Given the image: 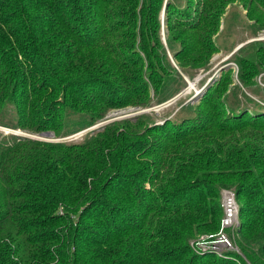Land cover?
Instances as JSON below:
<instances>
[{
	"label": "trees",
	"instance_id": "16d2710c",
	"mask_svg": "<svg viewBox=\"0 0 264 264\" xmlns=\"http://www.w3.org/2000/svg\"><path fill=\"white\" fill-rule=\"evenodd\" d=\"M158 1L0 0V125H10L16 115L23 127L43 123V130L70 136L91 126L104 109L132 104L141 94L142 75L130 71L141 66L143 58L130 41L136 35L128 29L140 21L153 28L157 15L153 11L135 16L130 8L136 9L141 2L142 12L148 5L154 10ZM169 3L173 0L167 1L165 18ZM210 18L205 15L206 21ZM205 19L202 16V21ZM151 49L142 46L147 54ZM204 103V111L188 117L189 125L181 128L178 136L161 127H156L153 136H138L130 126L144 125L138 118L123 122V129L119 123L108 124L78 145L3 138L0 264H48L52 256L47 253V243L58 235L40 231L43 220L33 216L62 202L72 211L91 199L103 207L106 218L103 213L97 217L116 235V245L104 250L102 257L108 264H150L159 256L166 264L165 254L151 242V228L172 226L163 235L174 240L217 231L219 218L206 217L202 203L218 197L221 187L235 186L236 195L257 201L264 193L263 182L257 183L264 173V115L243 112L229 119L223 105ZM159 134L161 140L155 137ZM146 156H154L146 166L160 171L157 178L154 173L146 174L140 182L135 169ZM59 167L61 173L49 176ZM108 175L114 176L111 186L105 184ZM148 180H156L157 190L152 195L145 188ZM109 187L111 191H107ZM116 192L126 195L125 202L113 204ZM23 197L36 199L29 202ZM110 209H114L112 216ZM139 209H149L153 215L146 220L145 212L141 220L126 215ZM23 215H29L28 220ZM119 219L126 220V226L136 224L137 229L121 232ZM262 222L248 230L253 237L264 236ZM130 239L133 241L128 242ZM183 242L187 246L168 264H216L214 256H194ZM80 243L77 239L71 243L78 255L73 264H94L86 245L80 247ZM62 264H68V256Z\"/></svg>",
	"mask_w": 264,
	"mask_h": 264
},
{
	"label": "rangeland",
	"instance_id": "374dc122",
	"mask_svg": "<svg viewBox=\"0 0 264 264\" xmlns=\"http://www.w3.org/2000/svg\"><path fill=\"white\" fill-rule=\"evenodd\" d=\"M167 1H158L154 10L148 5L144 12L141 2L136 9L130 8L135 16L140 12L148 15L153 11L157 15L153 28L149 23L143 25L140 21V24L136 23L128 29L129 33L136 35V39L130 41L134 42L136 52L143 58L142 65L130 71L131 74L142 75V79H139L142 88L139 89L141 94L138 99L134 98L132 104L127 106L104 109L101 115L95 117L91 126L70 136H60L55 130H43V123L34 127H23L16 121V115H13L10 125H0V141L5 137L16 136L35 142L78 145L95 137L96 131L108 124L119 123L120 129H123V122H136L138 118L144 125H130L138 132V136H153L156 127H161L162 131L171 130L174 136H178L181 128L189 125L188 117L197 116L204 111L205 101L223 105L229 119L243 112L254 116L264 115V0H173V4H168L165 18ZM205 15L211 16L209 22ZM202 16L205 19L203 21ZM146 44L152 47L148 50L150 56L142 51V46ZM178 81L180 82L177 83ZM192 83L196 86L194 91ZM6 128H11V131ZM159 135L155 137L161 140V134ZM154 156H146L143 158L144 163L136 165L135 172L141 177L140 182L144 181L146 174L154 173V178H157L160 170L152 167L150 169L145 163ZM61 171V167L54 169L49 176L54 177ZM108 178L105 184L111 186L114 176L108 175ZM262 182L264 184V173L257 180V183ZM214 187L217 188L216 185ZM145 188L150 190H147L149 195L154 194V190H157L156 180L146 181ZM218 189V197L214 195L202 203L206 217L213 220L219 218L220 226L217 231L196 232L190 238L174 240L169 235H163L170 232L172 226L150 229L151 242L165 254L166 264L171 263L173 255L187 246L184 245V240L188 243L191 254L203 258L214 256L217 259L214 261L216 264H264V236L259 239L248 231L252 226H258L260 220L264 223V193L260 191L259 199L253 202L245 195H236L235 186ZM108 190L111 191L112 188L109 187ZM233 193L238 212L235 223L224 228L230 245L222 246L214 240L223 229L225 199ZM113 198V204L118 201L125 202L126 195L116 192ZM35 199L22 198L29 202ZM93 201L91 199L81 203L76 211L67 209L62 202L53 209L33 216L34 219L43 220L44 225L40 231H53L58 235L47 243V247H50L47 253L52 256L48 264H62L66 256L68 264H73L78 258L75 246L71 245L75 239L81 241L80 247L86 245L89 260L94 264H108L109 261H104L102 257L105 255L104 250L116 245V235L106 226L104 220L97 217L101 213L105 216L106 212ZM241 204H245L242 206L243 211ZM113 210H108L111 211L109 215L114 214ZM144 212L148 215L144 220L153 215V211L149 209L130 210L131 214L126 215L130 219L141 220ZM23 217L28 220L29 215ZM125 221L119 219L118 224L122 225L118 230L121 232L132 231L136 227V224L126 226L123 223ZM130 241L133 239L128 240ZM61 252L64 253L62 257ZM122 264H126V261ZM150 264H162V257H156V261Z\"/></svg>",
	"mask_w": 264,
	"mask_h": 264
},
{
	"label": "built area",
	"instance_id": "2783aa9c",
	"mask_svg": "<svg viewBox=\"0 0 264 264\" xmlns=\"http://www.w3.org/2000/svg\"><path fill=\"white\" fill-rule=\"evenodd\" d=\"M224 208L225 216L222 219L223 229L220 233L217 234L216 240H214L216 244H220L222 246L230 245V240L228 238V235L224 232V228L232 226L235 223L238 212V206L236 204L234 193L231 196H227L224 202Z\"/></svg>",
	"mask_w": 264,
	"mask_h": 264
},
{
	"label": "bare ground",
	"instance_id": "6f19581e",
	"mask_svg": "<svg viewBox=\"0 0 264 264\" xmlns=\"http://www.w3.org/2000/svg\"><path fill=\"white\" fill-rule=\"evenodd\" d=\"M191 85H192V91H194L196 89V86L193 83ZM6 129L11 131V128H6Z\"/></svg>",
	"mask_w": 264,
	"mask_h": 264
},
{
	"label": "snow or ice",
	"instance_id": "6c2138e0",
	"mask_svg": "<svg viewBox=\"0 0 264 264\" xmlns=\"http://www.w3.org/2000/svg\"><path fill=\"white\" fill-rule=\"evenodd\" d=\"M231 214V213H230Z\"/></svg>",
	"mask_w": 264,
	"mask_h": 264
}]
</instances>
